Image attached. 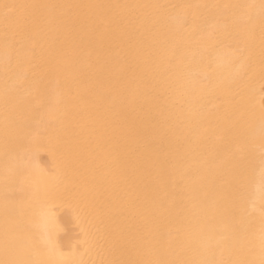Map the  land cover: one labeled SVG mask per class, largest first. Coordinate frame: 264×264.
Instances as JSON below:
<instances>
[{
    "label": "bare ground",
    "instance_id": "6f19581e",
    "mask_svg": "<svg viewBox=\"0 0 264 264\" xmlns=\"http://www.w3.org/2000/svg\"><path fill=\"white\" fill-rule=\"evenodd\" d=\"M0 264H264V0H0Z\"/></svg>",
    "mask_w": 264,
    "mask_h": 264
}]
</instances>
